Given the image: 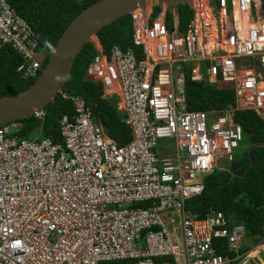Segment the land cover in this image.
I'll use <instances>...</instances> for the list:
<instances>
[{"label":"built area","instance_id":"1","mask_svg":"<svg viewBox=\"0 0 264 264\" xmlns=\"http://www.w3.org/2000/svg\"><path fill=\"white\" fill-rule=\"evenodd\" d=\"M187 30L176 10L129 14L136 47L98 42L87 79L117 97L131 140L119 145L81 96H66L73 115L59 138H22L21 124L0 126V264H234L243 224L223 212L195 219L186 202L205 178L240 158L238 110L264 121V11L259 0H195ZM174 14L173 24L166 13ZM24 59L18 72L36 78L45 55L33 28L0 0V51ZM188 80L231 91L236 107L190 110ZM44 111L35 113L43 118ZM224 164V165H223ZM237 254H220L222 244ZM264 260V240L244 254ZM243 260V261H244Z\"/></svg>","mask_w":264,"mask_h":264},{"label":"trees","instance_id":"2","mask_svg":"<svg viewBox=\"0 0 264 264\" xmlns=\"http://www.w3.org/2000/svg\"><path fill=\"white\" fill-rule=\"evenodd\" d=\"M16 12L33 28L38 42L37 51L45 55L41 71L46 67L50 54L66 27L88 6L98 0H7ZM264 11V0H262ZM180 30H187L192 18V9L188 5L175 7ZM154 17L161 12L154 8ZM174 14L167 11V23L172 25ZM98 39L104 52L110 54L115 47L126 51L136 47L133 40V24L129 15L119 18L98 33ZM97 55L95 45L86 44L79 54L73 70L54 102L46 107L43 118L35 116L19 121L21 128L18 135L26 139L59 138V122L63 116L73 115V103L66 96H81L92 110L96 123L101 124L106 133L119 145L131 140V131L125 123V115L117 109V98L104 97L103 85L85 79L90 64ZM24 63L23 57L11 46L0 51V97L10 96L30 88L36 78H24L18 67ZM187 102L190 110L212 111L236 107L231 91L218 90L206 83L188 80ZM234 121L243 128L244 138L249 140V149L258 142H264V121L251 110H238ZM227 168L237 174H244L250 164L248 151ZM255 163L246 178H234L228 170L215 172L205 178L203 193L186 202V209L195 219L206 218L213 212H223L229 220L230 227L243 224L246 241L242 244L240 254L248 253L254 246L264 240V147L253 150ZM220 254L237 256L227 247V241H219ZM238 262V261H237ZM234 263V264H237ZM110 264H135L131 261H117Z\"/></svg>","mask_w":264,"mask_h":264},{"label":"water","instance_id":"3","mask_svg":"<svg viewBox=\"0 0 264 264\" xmlns=\"http://www.w3.org/2000/svg\"><path fill=\"white\" fill-rule=\"evenodd\" d=\"M195 0H98L85 8L64 30L50 54L49 61L37 81L25 91L0 97V126L24 121L36 112L43 111L63 92L75 62L86 44H96L98 33L113 22L141 9L159 7L171 10L178 5L192 6ZM215 1V0H210ZM224 1V0H222ZM262 1V0H260ZM264 147L258 142L248 151L250 164L244 174L228 169L231 180L246 178L255 160L252 152Z\"/></svg>","mask_w":264,"mask_h":264},{"label":"rangeland","instance_id":"4","mask_svg":"<svg viewBox=\"0 0 264 264\" xmlns=\"http://www.w3.org/2000/svg\"><path fill=\"white\" fill-rule=\"evenodd\" d=\"M257 3L259 5V0H257ZM261 18L264 19V16L261 15ZM96 44H97V41H96ZM249 146H250L249 140L247 138H244V141H243V143L241 145L243 150L241 149L239 151V155L242 156L243 154H245L247 149H249ZM240 264H264V262L259 260V255L252 254L247 259H245L243 262H241Z\"/></svg>","mask_w":264,"mask_h":264},{"label":"clouds","instance_id":"5","mask_svg":"<svg viewBox=\"0 0 264 264\" xmlns=\"http://www.w3.org/2000/svg\"><path fill=\"white\" fill-rule=\"evenodd\" d=\"M173 9H174V8H173ZM98 42H100V41L97 40V44H95V48H96V50H97V47H98ZM100 44H101V43H100ZM102 47H103V46H102ZM97 54H98V52H97ZM91 64H92V63H91ZM91 64H90V65H91ZM40 72H41V74H42L43 71H40ZM39 77H40V76H39ZM39 77H38V78H39ZM85 79H86V80H89V79H87V73H86ZM89 81H91V80H89ZM96 83H97V82H96ZM100 84H101V83H100ZM103 89H104V88H103ZM62 93H63V92H62ZM60 94H61V93H60ZM115 98H117V97H115ZM69 100H70V99H69ZM71 102H72V101H71ZM43 111H44V110H43ZM33 116H34V115H33ZM18 122H19V121H18ZM18 122H15V123H18ZM12 124H14V123H12ZM19 124H20V123H19ZM9 125H11V124L4 125V126H9ZM37 136L41 137L40 135H37ZM37 136H36V137H37ZM242 150H243V149H242ZM227 170H228V169H227ZM204 189H205V188H204ZM202 193H203V192H202ZM202 193H201V194H202ZM201 194H200V195H201ZM198 196H199V195H198ZM245 241H246V240H245ZM260 243H261V242H260ZM257 245H258V244H257ZM257 245H256V246H257ZM254 247H255V246H254ZM252 249H253V248H252ZM252 249H251V250H252ZM245 254H246V253H245ZM242 256H243V257H241L240 259L235 260L234 263H236L237 261H238L237 264H240L241 262H243V260H244V255H242ZM259 260H260V259H259ZM262 262H264V260H263Z\"/></svg>","mask_w":264,"mask_h":264}]
</instances>
